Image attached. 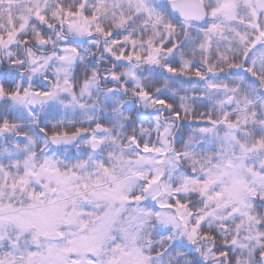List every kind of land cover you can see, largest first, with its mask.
Wrapping results in <instances>:
<instances>
[{
    "label": "snow or ice",
    "instance_id": "obj_1",
    "mask_svg": "<svg viewBox=\"0 0 264 264\" xmlns=\"http://www.w3.org/2000/svg\"><path fill=\"white\" fill-rule=\"evenodd\" d=\"M0 264H264V0H0Z\"/></svg>",
    "mask_w": 264,
    "mask_h": 264
}]
</instances>
